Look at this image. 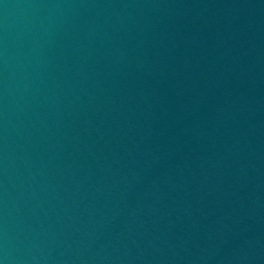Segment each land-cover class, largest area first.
Segmentation results:
<instances>
[{"label":"water","instance_id":"95a60500","mask_svg":"<svg viewBox=\"0 0 264 264\" xmlns=\"http://www.w3.org/2000/svg\"><path fill=\"white\" fill-rule=\"evenodd\" d=\"M0 264H264V0H0Z\"/></svg>","mask_w":264,"mask_h":264}]
</instances>
